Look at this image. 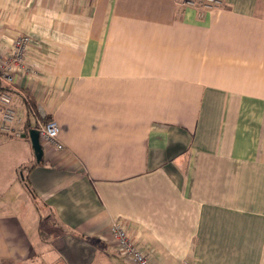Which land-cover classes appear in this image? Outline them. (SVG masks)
<instances>
[{
    "label": "crops",
    "instance_id": "obj_1",
    "mask_svg": "<svg viewBox=\"0 0 264 264\" xmlns=\"http://www.w3.org/2000/svg\"><path fill=\"white\" fill-rule=\"evenodd\" d=\"M222 2L0 0V53L33 41L7 89L23 135H0V264H130L113 221L152 264H264V0ZM47 119L62 148L38 136L37 162Z\"/></svg>",
    "mask_w": 264,
    "mask_h": 264
},
{
    "label": "built area",
    "instance_id": "obj_2",
    "mask_svg": "<svg viewBox=\"0 0 264 264\" xmlns=\"http://www.w3.org/2000/svg\"><path fill=\"white\" fill-rule=\"evenodd\" d=\"M184 4L194 8L212 10L221 7L222 0H184ZM33 44L28 35H19L13 40V49L10 56L0 53V85L12 88L17 73L29 72L26 57ZM32 109L29 100L25 99ZM22 118L19 117L12 105V97L8 90L0 91V135L4 134L20 138L22 134ZM35 130L42 141L52 143L57 149L62 148L58 141L59 127L54 119L38 120ZM110 234L116 242L121 256L130 264H152L149 257L139 250L130 240L125 228L119 221H113L109 228ZM183 264H188L184 262Z\"/></svg>",
    "mask_w": 264,
    "mask_h": 264
},
{
    "label": "water",
    "instance_id": "obj_3",
    "mask_svg": "<svg viewBox=\"0 0 264 264\" xmlns=\"http://www.w3.org/2000/svg\"><path fill=\"white\" fill-rule=\"evenodd\" d=\"M31 136H32V144H33V148H34V153L36 155V161L39 162V158L42 156V149L39 145V142H38V133L37 131L34 129L32 130L31 132Z\"/></svg>",
    "mask_w": 264,
    "mask_h": 264
},
{
    "label": "rangeland",
    "instance_id": "obj_4",
    "mask_svg": "<svg viewBox=\"0 0 264 264\" xmlns=\"http://www.w3.org/2000/svg\"><path fill=\"white\" fill-rule=\"evenodd\" d=\"M29 217H30V214H29ZM41 231H42V234H47L48 232H59L60 233V230L57 227H54L52 223H46V222H44L41 225Z\"/></svg>",
    "mask_w": 264,
    "mask_h": 264
},
{
    "label": "trees",
    "instance_id": "obj_5",
    "mask_svg": "<svg viewBox=\"0 0 264 264\" xmlns=\"http://www.w3.org/2000/svg\"><path fill=\"white\" fill-rule=\"evenodd\" d=\"M7 89L8 88L0 85V91L7 90ZM25 184H26V187H29L28 184H27V182Z\"/></svg>",
    "mask_w": 264,
    "mask_h": 264
}]
</instances>
